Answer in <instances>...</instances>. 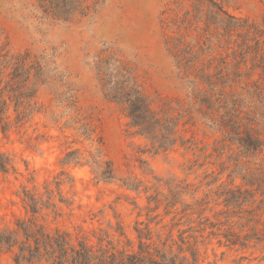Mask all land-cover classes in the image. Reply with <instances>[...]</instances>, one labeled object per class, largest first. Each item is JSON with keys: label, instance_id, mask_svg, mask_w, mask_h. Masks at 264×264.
I'll use <instances>...</instances> for the list:
<instances>
[{"label": "rangeland", "instance_id": "obj_1", "mask_svg": "<svg viewBox=\"0 0 264 264\" xmlns=\"http://www.w3.org/2000/svg\"><path fill=\"white\" fill-rule=\"evenodd\" d=\"M215 1L264 31V0ZM87 4L91 6L87 16L58 25L39 19L36 0H0V49L11 55L29 53L44 66L42 81L37 84L33 72L30 79L29 86L38 90L34 114L19 122L15 104L9 103L0 115V154L9 159L8 172L0 170V229L16 228L19 219L31 216L22 200L24 188L44 195L46 183L57 192L56 182L65 180L61 191L73 205H60L58 218H39L49 229L67 230L74 237L85 234L92 242H97L93 232L102 229L118 242L120 225L135 244L136 228L148 224L163 230L164 236L172 229L175 237L179 230L191 229L188 234L198 238L201 264H264V243L229 246L226 239L232 232L251 233L254 224L248 223L251 214L245 211L256 208L260 194L257 203L243 210L228 206L226 199L229 190L252 189L244 178L259 172L264 155L242 158L237 146L223 142L221 131L205 126L191 110L196 100L178 77L174 41L184 37L185 45L196 51L201 47L197 24L188 31L175 25L192 10V0H87ZM199 27L202 30L204 24ZM204 41L202 37L201 44ZM210 46L214 51L202 62L232 52L219 48L214 39ZM110 57L132 71L161 115L169 110L178 118L189 111L181 118L174 148L157 151L148 139L135 135L123 109L106 96L99 69ZM12 71L6 70L3 86ZM70 152L77 153L80 164L65 163ZM107 163L115 178L99 181L97 174ZM126 183L139 190H129ZM178 185L183 188L178 204L166 209L165 198ZM158 195L163 200L159 206L149 200ZM0 264H15L14 253H2Z\"/></svg>", "mask_w": 264, "mask_h": 264}, {"label": "trees", "instance_id": "obj_2", "mask_svg": "<svg viewBox=\"0 0 264 264\" xmlns=\"http://www.w3.org/2000/svg\"><path fill=\"white\" fill-rule=\"evenodd\" d=\"M35 10L40 20L64 25L77 16H87L91 6L87 0H36ZM200 23L204 24L202 30ZM194 24H197L200 49L196 51L185 45L184 37L172 44L176 69L180 73L178 77L197 103L192 104L191 110L197 112L205 126L221 131L223 142L237 146L242 158L264 155V31L248 20L231 15L223 2L215 0H192V10L185 12L175 25L179 31H188ZM202 37L205 41L201 44ZM212 39L217 41L219 48L227 47L232 52L202 62L207 52L214 51L210 46ZM223 41L227 43L225 46ZM198 64L202 66L200 69ZM43 67L41 60H32L29 53L11 55L0 49L1 116L6 113L9 103L15 104L19 122L34 114L38 90L29 84L32 72L37 84L42 81ZM7 69L13 71L3 86ZM99 72L103 74L101 80L106 96L123 109L135 135L148 139L157 151H168L178 144L180 121L189 111H184L178 118L169 110H164L161 115L153 108L151 99L132 71L115 57L102 60ZM256 74L258 79L254 78ZM185 143L188 141L183 145ZM65 163L80 164V158L76 152H70ZM262 163L259 172L244 178L252 189L229 190L227 193V205L241 210L251 202L257 203V194L261 197L255 209L245 211L251 214L248 223L254 224L251 233L244 236L235 232L228 234L229 246L247 247L250 241L264 243V161ZM8 166L9 159L0 154V170L6 173ZM114 174L112 165L107 163V168L98 172L96 178L110 181L115 178ZM63 175L66 174L62 172ZM68 179L69 183L74 182L71 176ZM65 183V180L56 182L57 192L46 183L44 195L24 188L22 200L26 213L31 216L19 219L16 228L0 229V255L13 252L15 264H201L198 238L188 234L191 229L179 230L177 237L172 229L164 236L163 230H154L148 224L136 228L135 244L126 237L120 225L116 229L121 238L118 242L102 229L99 233L93 232L97 242H92L85 234L74 237L70 231L47 228L39 218L49 215L58 218L62 215L60 205H73L61 191ZM127 183L129 190H139L138 186ZM182 189L178 185L173 189L177 191L171 190V195L165 198L166 209L177 206V196L183 193ZM149 200L156 201L158 206L163 202L159 195ZM44 212L49 213L45 215ZM159 217L155 216L151 222ZM161 224V220L156 222L158 227ZM259 226H263V230L258 229Z\"/></svg>", "mask_w": 264, "mask_h": 264}]
</instances>
